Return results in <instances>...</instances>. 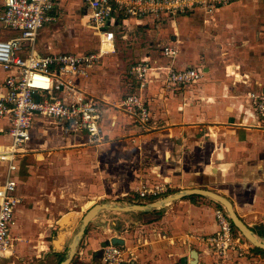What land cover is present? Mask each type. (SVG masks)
Masks as SVG:
<instances>
[{"label": "crops", "instance_id": "obj_1", "mask_svg": "<svg viewBox=\"0 0 264 264\" xmlns=\"http://www.w3.org/2000/svg\"><path fill=\"white\" fill-rule=\"evenodd\" d=\"M3 2L0 0V10ZM69 8L83 13L79 1L68 0L62 4L54 22ZM4 32L5 36L9 35ZM136 34H146L147 43H128V39H136ZM47 39L37 40L36 51L60 52L51 48L52 38ZM163 46L177 51L172 61L175 68L196 67L204 74L191 84L170 89L164 87L161 74L164 71H157L159 77H150L144 95L152 121L144 130L119 107L120 99L132 91L129 83L133 80L129 75L122 81L117 77L109 80V84L119 83L123 92L100 90L107 78L106 61L121 66L131 62L132 66L149 59L155 66H168L170 58L162 54ZM114 49L116 54L102 57L86 78L79 79L87 92H105V101L113 102H108L103 114L105 142L88 145L83 133L69 132L50 118L37 116L24 152L39 161L44 159V154L60 156L63 162L55 170L66 174L69 171L71 175L77 171L89 179L86 186L92 201H87L85 206L126 199L136 203L151 200L150 195L139 196L138 191L143 187L147 190L161 187L163 192L158 196L163 197L183 189L202 188L229 199L244 223L264 237V133L257 129L259 118L248 100L251 91L264 89V0L235 1L212 13L194 11L177 15L172 22L132 18L125 30L116 31ZM5 75L0 67V92ZM8 128L7 119L0 118V144L9 142ZM74 150L83 156L87 152L88 156L71 159ZM63 153L66 154L62 156ZM71 163L79 169L69 166ZM6 167L0 161V168H4L0 171V184ZM28 169L23 164L18 169L19 185L20 179L26 180L32 174ZM25 206L28 205L24 200L14 211L9 226L11 256L2 262L59 264L79 228L81 211L62 213L50 229L45 228L48 232L40 233L43 240L38 241L37 247L27 244L25 239L30 238L27 231L31 230L30 219L37 216L43 220L39 212L36 214ZM217 207L220 204L208 197L188 196L166 205L156 216L151 215L153 210L140 212L144 219L132 217L127 222L134 228H126L123 233H116L110 227L105 213L131 216L134 212L102 211L87 226L70 264H92L113 237L121 238L122 245L135 250V261L129 264H189L192 249L198 251V264H211L214 257L224 260L222 264L248 258L262 263L264 252L256 248H252L254 255L250 257H241L236 252L219 257L195 242L196 236L217 231L214 219ZM56 228L61 231L56 239H44V233ZM160 235L165 238L160 239Z\"/></svg>", "mask_w": 264, "mask_h": 264}, {"label": "built area", "instance_id": "obj_2", "mask_svg": "<svg viewBox=\"0 0 264 264\" xmlns=\"http://www.w3.org/2000/svg\"><path fill=\"white\" fill-rule=\"evenodd\" d=\"M68 0H4L0 10V67L4 71L3 90L0 92V118L9 122L8 143L0 144V161L6 163L3 182L0 184V264L11 256L9 226L20 203L18 195L19 159L31 139L34 119L50 118L63 129L83 133L88 145L105 142L103 129L106 103L80 84L92 67L104 56L115 51L116 31L122 32L129 19L150 17L172 22L177 15L194 11L212 13L220 7L241 0H77L82 8L83 24L96 37L98 47L82 53L68 51L38 53L37 40L46 22H54L60 15L62 4ZM3 31L9 33L8 36ZM123 37V36H122ZM162 54L170 58L168 66H155L149 60L133 64L128 75L131 92L121 99L120 109L135 120L141 129L151 121L144 91L150 77L162 72L164 87L191 84L202 77L203 70L187 66L177 69L173 59L177 51L162 47ZM157 73V74H156ZM250 106L259 118L257 129L264 133V89L248 94ZM108 103V102H107ZM106 103V104H107ZM163 188L138 191L140 197L158 196ZM217 231L196 236L199 246L210 249L219 257L229 252L253 256L252 246L232 225L222 206L214 211ZM164 239L165 235H160ZM173 243V239L169 240ZM264 263V257L262 258ZM135 261V250L122 244L109 243L100 250L92 264H129ZM15 264V263H10Z\"/></svg>", "mask_w": 264, "mask_h": 264}, {"label": "rangeland", "instance_id": "obj_3", "mask_svg": "<svg viewBox=\"0 0 264 264\" xmlns=\"http://www.w3.org/2000/svg\"><path fill=\"white\" fill-rule=\"evenodd\" d=\"M80 13L81 12H78L77 9H73V8L65 9V11L62 12L61 17L58 19L57 22H49V23L46 22L43 25V28L40 29L39 31L38 39L40 41H45L46 38H48L47 40L50 41L49 39L52 38L51 48L53 50H58V51H68V52L77 53V52H87L90 50H96V48L98 47L96 37L94 36L92 30L88 28L85 24H83L81 20L82 13L81 14ZM115 31H117V29H115ZM4 33L6 34L7 32ZM145 39H146V34L145 35L136 34V39L135 40L128 39V43L135 42L142 45V43L145 44L146 42ZM114 54H116V52H113L106 56H111ZM106 66H107L106 68L107 78H105L106 79L105 81L103 80L100 90L101 91L105 90V92H118V91L120 92L121 90L123 92V89L120 87L119 83L109 84L110 83L109 80H113L115 77H117L120 81H122L123 77L128 78V70H129L128 68L131 66V62H126L124 66H121L118 64L115 65L114 63L109 62L107 60ZM114 66L119 70H115ZM120 70L123 71L121 72ZM105 92L98 94L92 93V94L95 97L97 96L99 98H104L102 100L105 101V96L107 97ZM108 100L110 104L113 103L111 99ZM106 103L102 105L104 109H106V106L109 105L108 103L107 104ZM46 152L47 151H44V153ZM65 154L66 153H63L62 156H64ZM44 156H45L44 159L39 161L35 157L33 158L32 156H30V153L29 154L24 153L22 157L19 159L18 169L20 170V167L23 164L27 168H29L28 170L32 173L28 179L26 180L20 179L21 182H19L20 185L18 188V194L21 195V203L22 201L24 202L25 200V204L28 205L25 207H28L29 209L36 211L35 212L36 214H38L37 212H39V215H41L40 219L43 220L41 222L37 218V216H33V218L30 219L29 227L31 228V230L30 229L27 230L30 233V235H28L30 236V238L25 239V242L31 245L32 244L37 245L39 244L38 242L39 240H43V238L40 237V233H43L44 231L48 232L49 230L48 229L46 230L45 228L50 229L51 225L54 224V221L57 218H59L62 215V213L72 212L74 210H80L81 213L79 214V216H83V214H85L89 206L92 204L90 203L88 206H85L87 204V201H92L91 199L92 196L89 193L86 186V184L88 185L89 183V179L82 177L81 175L78 174L77 171L72 173L74 175H71L69 171L67 172L68 174H66L59 170H55L57 166H60L62 164L63 159L60 156L58 157L53 155L52 153L44 154ZM86 156H88L87 152L86 155L83 156L82 152H77V150H74L72 152L71 159L79 160L80 158ZM49 160H51L50 163H48ZM69 166L79 169L78 166L74 163H71ZM1 170H4V168L3 169L0 168V171ZM61 174H64L65 177H58ZM90 181L93 182V179H90ZM161 198H163V196L161 195L157 197H152L150 198L151 200L143 203H148L150 201L152 202ZM116 201H119L118 203H125V204L132 203V201L129 199H126L124 201L123 200H116ZM116 201H112V202L116 203ZM160 210L162 209L153 210V213H151V215L156 216L160 214L161 212ZM105 214L106 217L108 218L110 227L113 230H115L116 233H123L124 229L126 228L133 229L134 227L131 228L130 226L131 224L127 222L130 221L132 217L133 218L136 217L137 219L140 220L144 219L142 217V214H140V212H134L133 215L131 216L118 215L109 212H106ZM147 218L148 216L145 219ZM112 222L114 224H112ZM58 233H61L60 229L56 228L55 231L53 229L52 232L49 234L44 233L45 234L44 239H51V238L56 239ZM251 246L255 248L253 245ZM37 247H39V245H37ZM230 261L233 264H264L263 262L261 263L259 260H249V258L245 260L232 259ZM201 262H205V259L202 260ZM223 262L224 260L214 257V259H212L211 264H222Z\"/></svg>", "mask_w": 264, "mask_h": 264}, {"label": "water", "instance_id": "obj_4", "mask_svg": "<svg viewBox=\"0 0 264 264\" xmlns=\"http://www.w3.org/2000/svg\"><path fill=\"white\" fill-rule=\"evenodd\" d=\"M203 196L208 197L220 204L226 211L232 225L241 233V235L255 248L264 251V237L259 236L248 227L244 221L237 215L235 212L232 203L225 196L220 195L211 190L202 189V188H190L179 190L175 193L164 196L161 199L149 202V203H113V202H100L96 204H92L85 214L80 219V225L71 241L68 244L66 257L59 264H70L75 256L76 248L79 245L80 240L85 234V230L87 226L93 222L102 211H114V212H149L155 209H162L166 205L183 199L188 196ZM62 223V221L60 222ZM111 243L113 244H123V240L121 238L113 237L111 239ZM198 251L196 249H192L190 251V262L189 264H198ZM204 264V263H202Z\"/></svg>", "mask_w": 264, "mask_h": 264}, {"label": "trees", "instance_id": "obj_5", "mask_svg": "<svg viewBox=\"0 0 264 264\" xmlns=\"http://www.w3.org/2000/svg\"><path fill=\"white\" fill-rule=\"evenodd\" d=\"M256 250L261 251V252H264V251H262V250H260V249H257V248H256Z\"/></svg>", "mask_w": 264, "mask_h": 264}]
</instances>
